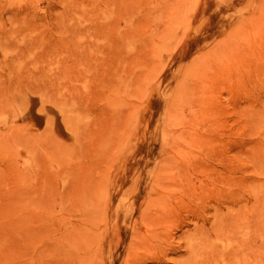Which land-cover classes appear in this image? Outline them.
Masks as SVG:
<instances>
[{
	"label": "rangeland",
	"instance_id": "374dc122",
	"mask_svg": "<svg viewBox=\"0 0 264 264\" xmlns=\"http://www.w3.org/2000/svg\"><path fill=\"white\" fill-rule=\"evenodd\" d=\"M183 11L0 116V264H264V0Z\"/></svg>",
	"mask_w": 264,
	"mask_h": 264
},
{
	"label": "bare ground",
	"instance_id": "6f19581e",
	"mask_svg": "<svg viewBox=\"0 0 264 264\" xmlns=\"http://www.w3.org/2000/svg\"><path fill=\"white\" fill-rule=\"evenodd\" d=\"M193 4L194 0H14L7 4L0 2V116L5 113L15 116L19 113L18 103L20 105L21 102H30L34 90L47 84L52 72H63L76 65L82 57L81 52L88 51L87 44L84 47L76 38L101 37L111 41L117 38L142 37L146 33L144 25H147L148 21L160 26L163 22L178 20L182 17L180 12L189 11ZM89 44L94 48L93 42ZM90 45L88 49L91 48ZM90 249L85 250L87 257L90 255ZM104 251L105 247L97 248L95 254L104 258ZM112 254H107L110 259H101L98 264H113ZM87 257L88 260H85L82 248L79 247H56L44 253L42 260L34 259V264H65L62 260L66 264H75L76 261L94 263V257L91 258L92 262H89L90 256Z\"/></svg>",
	"mask_w": 264,
	"mask_h": 264
}]
</instances>
